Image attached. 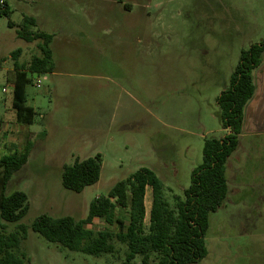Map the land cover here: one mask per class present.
<instances>
[{
  "label": "rangeland",
  "instance_id": "rangeland-1",
  "mask_svg": "<svg viewBox=\"0 0 264 264\" xmlns=\"http://www.w3.org/2000/svg\"><path fill=\"white\" fill-rule=\"evenodd\" d=\"M0 1L10 9L0 13V157L24 150L29 138L34 142L8 185V193L24 191L30 202L18 253L26 264H121L127 246L116 238L114 253L95 256L48 241L32 224L41 214L85 218L96 197L141 167L157 173L172 205L174 195L183 197L202 163L205 139L226 133L217 97L230 86L242 50L264 37V0H79L82 18L98 23L59 42L54 72L30 75L32 125L17 123L12 92L1 89L14 79L16 62L28 65L42 54V39L18 36L24 17H35L33 29L45 31L55 10L48 0ZM123 19L132 24L124 47L111 33ZM239 141L226 164L227 199L210 214L208 254L190 264H264V133ZM97 154L99 180L81 192L67 189L63 166ZM146 194L149 215L151 188ZM86 227L118 231L100 218ZM16 228L7 223L8 232ZM157 259L152 255L149 264ZM136 264H144L142 256Z\"/></svg>",
  "mask_w": 264,
  "mask_h": 264
},
{
  "label": "trees",
  "instance_id": "trees-1",
  "mask_svg": "<svg viewBox=\"0 0 264 264\" xmlns=\"http://www.w3.org/2000/svg\"><path fill=\"white\" fill-rule=\"evenodd\" d=\"M9 12L7 5L4 8L0 5L1 14L9 15ZM9 23L14 25L12 21ZM36 25L35 17L25 16L18 30V36L28 42L43 40L41 55L34 56L28 65L15 63L12 105L16 121L21 125L34 124L37 114L35 108L27 104L26 88L32 82L30 75H42L55 69L50 45L52 35L34 30ZM14 52L18 54L20 49ZM263 59L264 37L242 50L231 75L230 86L217 97L219 119L227 132L220 138L205 139L202 163L192 170L191 184L185 189L184 196L174 195L173 205L166 198L164 185L157 173L149 167H141L118 181L108 195L96 197L85 218L77 220L70 215L54 217L41 214L34 220L33 230L48 241L95 256L114 253L113 239L116 238L127 246V254L121 264H136L137 256H142L144 264H149L152 255L158 258L154 264H190L205 258L208 254L205 237L210 214L227 199L226 164L239 145L245 109L256 91L255 70ZM3 60L0 58V64ZM1 130L0 117V134ZM30 134L32 136L33 132ZM33 145L29 138L24 150L14 148L0 157V264H26L18 250L28 232L22 219L29 211L30 202L24 191L8 193V185L13 175L27 163ZM101 169V154L65 164L63 185L81 192L99 180ZM147 188L152 190L149 215ZM119 210L124 215H120ZM97 218L109 225H117L118 231L109 228L95 231L86 227ZM7 223L15 224L16 230L8 232Z\"/></svg>",
  "mask_w": 264,
  "mask_h": 264
},
{
  "label": "crops",
  "instance_id": "crops-1",
  "mask_svg": "<svg viewBox=\"0 0 264 264\" xmlns=\"http://www.w3.org/2000/svg\"><path fill=\"white\" fill-rule=\"evenodd\" d=\"M27 1L28 2L30 1L29 3L34 2V0H27ZM48 2L51 4V6L50 5L49 6L52 7L53 10H55V13H53V15L51 13H50L51 15L49 14V16H53V17L49 18L44 32L52 35V40L50 45L53 51V57L56 66L57 64L56 47L59 44V42L60 41L69 42V40L73 36L75 35L77 36L80 34L82 35L85 32H89L90 31L89 28L95 27L98 21L92 18H87V20L82 18L83 11L85 10V6L80 5L79 0H48ZM126 5L127 7L129 6L128 4ZM59 9H61V12L60 13L56 12ZM131 25L132 24L131 23L129 24L125 19L114 23L115 28L114 30L111 31V33L112 32L115 33L114 40L115 42H117V44L119 43L120 45H122V47H124L123 42L126 41V39L128 38L127 28L128 26ZM85 27H87L86 29L88 30H85ZM14 73H15V68H14ZM255 85H256L255 94L252 97V99L249 101L245 109V122L241 137L246 135L259 136L264 133V59L261 65L255 70ZM7 87H8V91L12 92V97H13V87H14L13 79H10L7 82ZM11 103H12V98H11ZM27 104L34 107L28 102V100H27ZM31 132L35 133L34 130H31ZM240 145L241 142L239 141V145L233 153H235L240 148Z\"/></svg>",
  "mask_w": 264,
  "mask_h": 264
},
{
  "label": "built area",
  "instance_id": "built-area-1",
  "mask_svg": "<svg viewBox=\"0 0 264 264\" xmlns=\"http://www.w3.org/2000/svg\"><path fill=\"white\" fill-rule=\"evenodd\" d=\"M0 5L2 8H4L6 6V3L4 1H0ZM36 84L39 85L40 84V79L38 78L36 81ZM2 92H7L8 91V87L7 86H3L1 89Z\"/></svg>",
  "mask_w": 264,
  "mask_h": 264
}]
</instances>
